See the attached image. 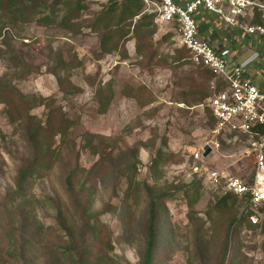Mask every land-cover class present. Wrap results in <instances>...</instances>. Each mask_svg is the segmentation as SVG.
<instances>
[{"label":"rangeland","instance_id":"rangeland-1","mask_svg":"<svg viewBox=\"0 0 264 264\" xmlns=\"http://www.w3.org/2000/svg\"><path fill=\"white\" fill-rule=\"evenodd\" d=\"M111 1L81 0L83 10L69 30L58 24L62 11L56 14L55 24L33 21L9 26L7 37L16 55L32 67L25 76L14 74L15 62L0 44L4 52L0 76L6 75L26 98L13 93L8 107L0 104V209L5 204L8 211L0 215L6 218L0 221V246L9 229L13 230L11 243L27 246L31 238H39L31 227L37 224L52 229L51 241L59 244L64 238L58 232L59 215L78 227L77 214L65 195L64 182L70 178L76 190L83 187L87 212L97 217L101 234L112 247L110 264H140L147 220L144 186L168 197L154 264H264V234L246 221L230 225L240 216L242 202L232 197L222 201L228 194L221 187L212 189L203 183L204 174L212 170L248 177L252 161L246 146L238 139L218 140L219 147L198 163L203 172L192 174V155L204 151L212 140L208 110L200 106L204 102H185L189 84L202 81L195 74L197 67L187 58L177 61L184 51L176 37L159 31L154 23L151 61L135 54L132 37L118 52L127 58L113 53L98 59V37L86 26ZM253 25L249 21L248 26ZM250 39L243 35L247 48L243 61L255 51ZM59 57L68 66H61ZM45 66L64 79L60 89ZM248 69L253 70L252 64ZM109 83L112 101L101 115L97 91ZM206 89L211 92L210 82ZM39 99L47 101L41 105ZM39 129L45 152L26 180L22 198L10 199L19 169L35 156L30 141ZM159 154L154 177L148 167ZM127 179H132L130 186ZM127 191L130 200L125 204Z\"/></svg>","mask_w":264,"mask_h":264},{"label":"trees","instance_id":"trees-1","mask_svg":"<svg viewBox=\"0 0 264 264\" xmlns=\"http://www.w3.org/2000/svg\"><path fill=\"white\" fill-rule=\"evenodd\" d=\"M59 5H61V9H59ZM82 10L83 5L81 0H75L74 2L60 0H0V18L4 17L7 22L3 23L2 19H0V44L8 49L7 52L12 56L11 59L15 62L11 67L14 74L20 75L25 73V76L32 67L16 55V52L11 46V39L7 37L10 30L9 26H16L19 23H29L33 21L46 25L55 24L57 18L56 14L62 11L64 15L58 24L69 30L71 22L78 18ZM142 11L143 7L141 0H113L106 8L89 21L86 28L98 37V59L113 53L119 54L120 59L127 58L126 53L123 52L120 55L118 52L123 49V44L129 37H132L135 41L134 47L137 56L141 58L144 57L147 62L153 59L155 49L151 44L150 38L154 34V31L151 29L154 15L142 14ZM258 19H260V17L256 14L252 21L253 24H261ZM182 49L184 52L178 54L177 61L189 58L188 51L184 48ZM3 53L4 52L0 49V58ZM58 60L61 66H68L62 57H59ZM196 67L197 71L195 74L198 75L202 81L199 83L198 81H194L193 78L189 79L190 81H194L193 85L189 84L188 88L189 95L192 99L188 97L185 99V102H205L213 93V91L209 92L206 89L207 82L211 83L213 76L205 68L200 66ZM20 68H24L25 71L21 73L19 71ZM45 69L47 74L52 75L56 79V83L60 89L61 82L64 79L60 78L58 73L52 70L48 71L46 66ZM37 70L40 71L38 68ZM110 88L109 83L107 87L103 86V88L97 91V112L101 115L107 112L112 101ZM106 91H109V96L105 95ZM13 93L19 98L26 99L6 80V75L0 76V104H4L8 107V100ZM46 101V99H39L38 102L43 105ZM150 103L151 102L148 104ZM208 114L211 123H213L209 111ZM40 132L41 129L34 130L32 133L30 142L35 148L33 152L35 156L30 163L19 169L14 181L15 189L9 195L10 199L16 200L22 198L23 186L26 180L32 177L40 164L41 157L43 156L42 154L45 152L40 141ZM161 157L160 154L157 155V158L153 159L148 167L149 172L154 177H156V170ZM131 182L132 179H127L128 186H130ZM64 187L69 207L74 215L77 214L78 222H76V224L78 227L72 226L70 222L66 221L63 215H59L57 225L61 229H59L58 232H62L64 236L59 244L51 241L53 236L52 229H44L37 224L31 227L39 238H31L27 246L22 244L17 246L16 242L11 243L13 240L11 234L13 230L9 229L5 235L4 245L0 246V264H110L112 247L106 239V236L101 234L97 217L87 212L88 205L83 203V187L76 190L70 178L65 180ZM144 187L147 199V220L144 248L140 264H154L157 238L160 234V222L167 217L165 200L168 197L165 194L157 193L156 190L148 188L147 186ZM227 194L228 195L222 198V201L232 197L234 201L238 199L243 204L241 198L230 193ZM195 196L198 197V194L195 193ZM129 200L130 195L127 191L123 201L127 204ZM188 206L191 208L192 204ZM5 208L6 205L4 204L3 208L0 209V215L4 212L3 210ZM5 212L7 213L8 211L5 209ZM125 216L126 215L123 214V218ZM5 220V216L0 217V221L4 222ZM242 221L247 222V216H245L243 212L240 213L238 219H233L230 225H234L237 222L241 223ZM259 229V231L264 234V222ZM22 240L24 239L20 241L22 242ZM226 247L227 246L224 248L222 260L225 257ZM36 254H38V256Z\"/></svg>","mask_w":264,"mask_h":264},{"label":"built area","instance_id":"built-area-1","mask_svg":"<svg viewBox=\"0 0 264 264\" xmlns=\"http://www.w3.org/2000/svg\"><path fill=\"white\" fill-rule=\"evenodd\" d=\"M141 1L142 14L154 15L157 29L175 36L179 47L188 51V60L213 76L210 83L213 93L200 105L209 111L213 120L209 141L212 148L208 147L217 149L218 140L238 139L246 146L252 172L246 178H237L212 170L204 174L203 183L212 189L221 187L226 193L241 198L248 226L260 230L264 222V90L247 78L245 66L233 64L229 50L214 49L200 36L195 15L204 10L229 26L242 27L240 19L247 16L257 14L264 22V0H185L180 5L174 0ZM242 28L248 35L264 36V24ZM203 153L192 155V174L203 172L198 166L204 160Z\"/></svg>","mask_w":264,"mask_h":264},{"label":"crops","instance_id":"crops-1","mask_svg":"<svg viewBox=\"0 0 264 264\" xmlns=\"http://www.w3.org/2000/svg\"><path fill=\"white\" fill-rule=\"evenodd\" d=\"M185 0H174L175 4L180 5ZM254 17L247 16L240 19L241 26H248ZM195 21L201 37L205 38L214 49L225 48L229 50L230 59L235 65L245 66L247 78L259 89L264 90V79L259 75H264V36H252L243 31L242 27H232L224 23L216 15L201 10L195 15ZM243 35L249 36L250 47L255 51H250L249 57L243 61ZM256 47V48H255ZM252 64V71L248 69Z\"/></svg>","mask_w":264,"mask_h":264},{"label":"water","instance_id":"water-1","mask_svg":"<svg viewBox=\"0 0 264 264\" xmlns=\"http://www.w3.org/2000/svg\"><path fill=\"white\" fill-rule=\"evenodd\" d=\"M211 152V149L209 147L204 148L203 157H207V155Z\"/></svg>","mask_w":264,"mask_h":264}]
</instances>
